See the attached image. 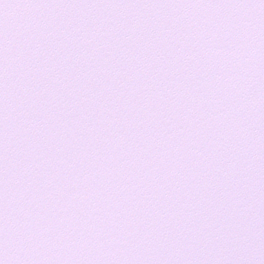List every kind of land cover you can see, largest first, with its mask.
Returning a JSON list of instances; mask_svg holds the SVG:
<instances>
[{"label": "snow or ice", "instance_id": "snow-or-ice-1", "mask_svg": "<svg viewBox=\"0 0 264 264\" xmlns=\"http://www.w3.org/2000/svg\"><path fill=\"white\" fill-rule=\"evenodd\" d=\"M0 264H264V0H0Z\"/></svg>", "mask_w": 264, "mask_h": 264}]
</instances>
